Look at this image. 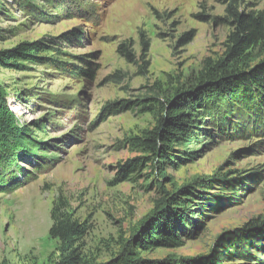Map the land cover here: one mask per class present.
<instances>
[{
  "label": "rangeland",
  "instance_id": "rangeland-1",
  "mask_svg": "<svg viewBox=\"0 0 264 264\" xmlns=\"http://www.w3.org/2000/svg\"><path fill=\"white\" fill-rule=\"evenodd\" d=\"M225 10L213 0H0V52L41 41V56L49 58L21 70L0 66V87L26 144L17 151L18 167L5 172L8 189L0 191V264L57 262L58 245L49 230L60 202L89 229L84 256L108 263L150 231V223H140L165 196L158 181L170 194L202 180L212 189L198 188L208 197L193 220L200 229L182 237L179 248L137 249L146 260L199 264L221 250L222 237L264 220L260 123L251 125L250 135L228 129L198 146L181 147L182 158L197 154L178 169L168 168L166 180L152 165L113 185L118 166L143 156L132 151L129 138L140 137L155 121L137 110L115 116L104 109L158 97L170 81L197 72L206 58H219L231 32L220 21ZM250 10H264V0L251 1ZM200 14L208 21H199ZM189 32L193 41L181 47ZM142 36L150 42L148 53ZM122 44L130 45L132 62L119 54ZM76 67L91 70V76ZM254 253L264 263V247Z\"/></svg>",
  "mask_w": 264,
  "mask_h": 264
},
{
  "label": "trees",
  "instance_id": "trees-1",
  "mask_svg": "<svg viewBox=\"0 0 264 264\" xmlns=\"http://www.w3.org/2000/svg\"><path fill=\"white\" fill-rule=\"evenodd\" d=\"M213 1L225 6V17L220 21L231 29L219 58H206L197 72L185 79L180 76L179 80L170 81L171 86L158 97L121 101L104 109V113L111 112L115 116L137 110L155 121L154 126L140 137L129 138L132 151L143 156L118 166L113 185L130 181L132 175L152 165L166 180L163 175L168 168L178 169L197 154L185 153L190 160L182 158L184 152H180L181 147L198 146L204 139L208 141L224 136L228 129L236 130L238 135H250L251 125L264 124V10H250V2L254 0ZM155 15L162 19L157 12ZM196 18L201 22L209 19L203 14ZM194 35V32L185 34L181 47L189 45ZM74 37L79 40V37ZM142 45L143 52L148 53L150 42L144 36ZM43 46L41 41H37L1 51L0 66L21 70L27 65L48 60L41 56ZM118 52L130 62L134 60L130 45L122 44ZM75 69L91 76V70ZM4 95L0 87V191L8 189L9 175L6 177L5 172L18 167L21 158L17 151L26 147L25 134L14 126ZM203 146L208 147L206 144ZM14 183L20 185L19 182ZM211 186L210 182L202 180L170 194L158 181L156 187L165 196L156 202L154 212L140 223L141 227L150 223V231L129 241L119 256L106 264H195L193 259L146 260L137 249L152 251L183 246L182 237H192L193 232L200 229L193 220L195 213L203 212V201L208 199L206 192L198 188L207 191ZM51 220L49 237L58 245L55 264H97L83 253L82 243L89 229L74 218L67 206L62 202L56 203ZM220 246L221 250L215 251L208 260L203 258L199 264L263 263L261 256H256L254 251L261 253L264 247V220H252L236 230L234 235L222 237Z\"/></svg>",
  "mask_w": 264,
  "mask_h": 264
}]
</instances>
